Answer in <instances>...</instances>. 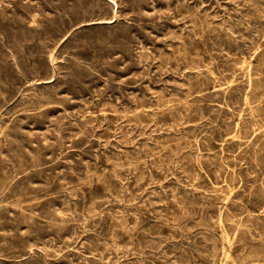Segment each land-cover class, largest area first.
<instances>
[{"label": "rangeland", "instance_id": "1", "mask_svg": "<svg viewBox=\"0 0 264 264\" xmlns=\"http://www.w3.org/2000/svg\"><path fill=\"white\" fill-rule=\"evenodd\" d=\"M0 264H264V0H0Z\"/></svg>", "mask_w": 264, "mask_h": 264}, {"label": "bare ground", "instance_id": "2", "mask_svg": "<svg viewBox=\"0 0 264 264\" xmlns=\"http://www.w3.org/2000/svg\"><path fill=\"white\" fill-rule=\"evenodd\" d=\"M244 64V63H243ZM250 78V77H249ZM232 83V82H231ZM231 139V138H230ZM228 239V238H227ZM227 241V240H226ZM228 244V243H227ZM230 250V249H229ZM224 253V252H223ZM226 254V253H225Z\"/></svg>", "mask_w": 264, "mask_h": 264}]
</instances>
